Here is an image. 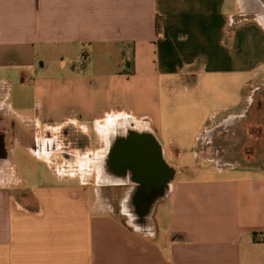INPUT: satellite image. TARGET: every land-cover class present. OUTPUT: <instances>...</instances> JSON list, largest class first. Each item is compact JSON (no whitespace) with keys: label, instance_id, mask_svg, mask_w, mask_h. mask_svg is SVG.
<instances>
[{"label":"crops","instance_id":"crops-1","mask_svg":"<svg viewBox=\"0 0 264 264\" xmlns=\"http://www.w3.org/2000/svg\"><path fill=\"white\" fill-rule=\"evenodd\" d=\"M258 80L264 0H0V264H264V169L219 152ZM126 120L177 170L145 236L86 178Z\"/></svg>","mask_w":264,"mask_h":264},{"label":"water","instance_id":"water-1","mask_svg":"<svg viewBox=\"0 0 264 264\" xmlns=\"http://www.w3.org/2000/svg\"><path fill=\"white\" fill-rule=\"evenodd\" d=\"M106 135L107 148L95 159L99 183L131 186L129 199L134 217L129 226L145 236L147 227L152 229L155 204L169 192L177 170L167 163L161 144L146 127L137 128L134 122L126 120L112 125ZM160 186L164 187V194L149 204L141 193L147 195L152 187Z\"/></svg>","mask_w":264,"mask_h":264},{"label":"rangeland","instance_id":"rangeland-1","mask_svg":"<svg viewBox=\"0 0 264 264\" xmlns=\"http://www.w3.org/2000/svg\"><path fill=\"white\" fill-rule=\"evenodd\" d=\"M256 84L258 86H261L264 84V82H262V80H258L256 82ZM29 97H30L29 101L31 102L32 101L31 96L29 95ZM255 97H256L255 100H260L261 91L257 92ZM254 116L257 117L259 119V122H260L261 117H262V110L260 109V111L256 114H254ZM253 135L254 136H252V138L254 139V141H250L249 136L246 135L245 133H242L239 136V138L237 139L238 140L237 148L234 147L231 149L229 140L225 141L221 145V148L219 149L220 155H222L221 159H223V162L227 163V164H234V165H236V164L253 165V166L261 167L264 169V125L262 126L259 124L258 129L255 128ZM249 146H251L250 147L251 149H249V151H245V149L248 148ZM216 152H215V150H212L210 152L209 157L212 156L211 159L219 158L220 156L218 153H217V157H216V155L214 156V154ZM223 154H225V156ZM252 154H255V155L257 154V155L252 156ZM201 162H202V160L199 159V163H201ZM50 168H52V167H50ZM19 175H20V177H22L24 179H29L33 183H35L36 181L38 183H42L43 181H46L50 178L49 170L47 169V167H45L43 165H38L36 173L26 172L25 170H22L21 168H19ZM86 178L91 183H95V184H96V182L99 181V179L97 178V170L95 169V167H94V173H91V172L87 173ZM39 180H41V181H39ZM130 195H131V186L130 185L119 186V187L118 186H109V187H104V189L102 190L103 198L104 197L109 198V201L114 206L116 211H119L118 201H120V199L123 196L125 198H127V200H129ZM130 206H131V208H133L132 204H130ZM127 210H128V208H127ZM133 210H134V208H133ZM131 215L133 218L134 212ZM125 220L127 222L130 221L129 222L130 224L132 223L130 218L128 219L126 217Z\"/></svg>","mask_w":264,"mask_h":264},{"label":"flooded vegetation","instance_id":"flooded-vegetation-1","mask_svg":"<svg viewBox=\"0 0 264 264\" xmlns=\"http://www.w3.org/2000/svg\"><path fill=\"white\" fill-rule=\"evenodd\" d=\"M141 194H142L143 198L146 201H148V203L150 204L155 199H157V198L159 199L164 194V187H162V186H160V187H152L151 190L148 192L147 195H143V193H141ZM134 200L136 201V198H134ZM118 204H119V211L122 214H124L129 219V216L125 213L126 210L124 209V207L128 208V210H127L128 212L127 213L132 214L134 212L133 208H131V206H130V204H131V198L129 200H127V198H125L123 196L120 199V201H118Z\"/></svg>","mask_w":264,"mask_h":264},{"label":"trees","instance_id":"trees-1","mask_svg":"<svg viewBox=\"0 0 264 264\" xmlns=\"http://www.w3.org/2000/svg\"><path fill=\"white\" fill-rule=\"evenodd\" d=\"M86 65V56H83L82 63H81V69H84Z\"/></svg>","mask_w":264,"mask_h":264},{"label":"built area","instance_id":"built-area-1","mask_svg":"<svg viewBox=\"0 0 264 264\" xmlns=\"http://www.w3.org/2000/svg\"><path fill=\"white\" fill-rule=\"evenodd\" d=\"M262 239H264V236H262Z\"/></svg>","mask_w":264,"mask_h":264}]
</instances>
